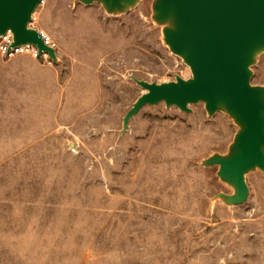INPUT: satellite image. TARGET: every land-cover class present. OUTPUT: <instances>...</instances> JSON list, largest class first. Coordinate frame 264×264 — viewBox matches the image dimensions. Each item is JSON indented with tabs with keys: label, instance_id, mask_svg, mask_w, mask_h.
Segmentation results:
<instances>
[{
	"label": "rangeland",
	"instance_id": "rangeland-1",
	"mask_svg": "<svg viewBox=\"0 0 264 264\" xmlns=\"http://www.w3.org/2000/svg\"><path fill=\"white\" fill-rule=\"evenodd\" d=\"M158 0H42L56 58L0 54V264H264V170L220 172L242 125L146 92L193 72ZM264 90V51L250 64ZM264 98V94H263Z\"/></svg>",
	"mask_w": 264,
	"mask_h": 264
},
{
	"label": "water",
	"instance_id": "water-1",
	"mask_svg": "<svg viewBox=\"0 0 264 264\" xmlns=\"http://www.w3.org/2000/svg\"><path fill=\"white\" fill-rule=\"evenodd\" d=\"M41 1L0 0V34L11 30L14 44L34 43L55 59L56 50L29 27ZM119 1L103 2L116 9ZM157 8L162 21L175 15L176 25L166 27L165 40L172 52L185 58L193 76L166 83L139 80L146 92L129 114L161 101L182 110L204 101L210 112L223 104L242 128L236 150L217 161L221 174L237 187L236 197L243 200L248 194L246 172L256 166L264 170V90L252 84L250 71L254 50L264 46V0H158Z\"/></svg>",
	"mask_w": 264,
	"mask_h": 264
},
{
	"label": "built area",
	"instance_id": "built-area-1",
	"mask_svg": "<svg viewBox=\"0 0 264 264\" xmlns=\"http://www.w3.org/2000/svg\"><path fill=\"white\" fill-rule=\"evenodd\" d=\"M36 20L37 17L34 15L33 12L31 20L29 22V27L37 29L45 44L53 47L56 50V44L51 38V36L43 29L32 25V22ZM14 42V35L11 30L6 31L4 34H0V54L4 57H12L15 55H27L35 59H53L47 51L40 52L38 46L34 43L14 44Z\"/></svg>",
	"mask_w": 264,
	"mask_h": 264
},
{
	"label": "bare ground",
	"instance_id": "bare-ground-1",
	"mask_svg": "<svg viewBox=\"0 0 264 264\" xmlns=\"http://www.w3.org/2000/svg\"><path fill=\"white\" fill-rule=\"evenodd\" d=\"M102 1L107 2V3L112 2V0H102ZM138 2H139V0H120L119 3L117 5H114V6L116 8L122 7L124 10H129L130 8L135 6ZM164 20L172 26L176 25V17L173 13H171L168 17L164 18ZM263 51H264V46L257 47L254 50V56L261 54ZM221 106L225 108V106L223 104H221Z\"/></svg>",
	"mask_w": 264,
	"mask_h": 264
}]
</instances>
